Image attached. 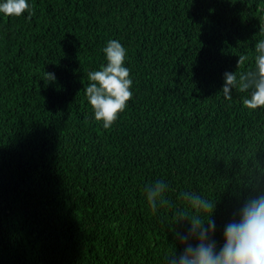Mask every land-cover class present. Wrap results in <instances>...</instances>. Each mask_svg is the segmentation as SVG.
Instances as JSON below:
<instances>
[{"label": "trees", "instance_id": "1", "mask_svg": "<svg viewBox=\"0 0 264 264\" xmlns=\"http://www.w3.org/2000/svg\"><path fill=\"white\" fill-rule=\"evenodd\" d=\"M27 2L31 20L0 13V264H166L183 251L189 221L174 217L192 211L189 191L215 201L222 246L264 189V109L222 93L264 39V0ZM110 39L127 49L133 97L106 131L84 89ZM157 180L171 206L153 215Z\"/></svg>", "mask_w": 264, "mask_h": 264}, {"label": "clouds", "instance_id": "2", "mask_svg": "<svg viewBox=\"0 0 264 264\" xmlns=\"http://www.w3.org/2000/svg\"><path fill=\"white\" fill-rule=\"evenodd\" d=\"M25 12L29 20L35 15L34 6L27 0L0 3V13L7 17L19 18ZM259 34L264 36V28ZM102 51L107 64L88 72L89 84L84 91L95 121L102 122L103 129L109 131L133 97L130 90L133 80L130 69L123 66L127 60V49L118 40H108ZM249 61L254 62L253 67L238 71L244 69ZM44 79L53 82L55 75L45 72ZM233 89L248 93L242 101L245 109L250 112L264 109V39L255 44L254 55L249 53L238 57L237 71L224 73V99L232 100ZM260 183L264 180L257 182ZM167 190L168 185L163 180L145 186L144 194L153 215L160 208L171 206L166 199ZM180 198L192 211H178L175 223L187 220L190 226L186 233H177L183 251L178 256L174 252L167 254L166 264H264V189L246 199L236 218L224 226L220 247L213 238L216 229L212 218L215 201L191 191L181 192Z\"/></svg>", "mask_w": 264, "mask_h": 264}]
</instances>
